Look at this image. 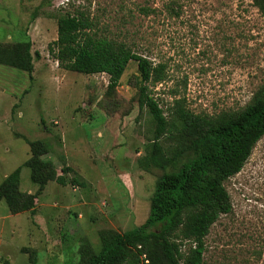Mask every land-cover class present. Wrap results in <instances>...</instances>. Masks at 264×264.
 Listing matches in <instances>:
<instances>
[{
  "label": "rangeland",
  "instance_id": "374dc122",
  "mask_svg": "<svg viewBox=\"0 0 264 264\" xmlns=\"http://www.w3.org/2000/svg\"><path fill=\"white\" fill-rule=\"evenodd\" d=\"M80 14L165 65V81L148 87L169 123L159 144L176 167L195 157L182 110L217 120L264 87L256 0H0V58L16 60L28 43L33 58L32 72L0 64V185L21 168L19 191L33 204L14 212L0 201V264H82L85 251L101 250L102 232L146 222L165 173L148 164L156 125L140 108L137 63L110 89L108 75L60 60L59 21ZM33 155L43 163L42 187L25 166ZM225 187L233 211L211 228L204 264H264V137ZM190 247L184 242L182 252Z\"/></svg>",
  "mask_w": 264,
  "mask_h": 264
},
{
  "label": "trees",
  "instance_id": "16d2710c",
  "mask_svg": "<svg viewBox=\"0 0 264 264\" xmlns=\"http://www.w3.org/2000/svg\"><path fill=\"white\" fill-rule=\"evenodd\" d=\"M256 1L264 10V0ZM55 43L61 51L60 60L69 61L68 68L85 75L106 74L110 77V89L119 85L130 62L137 63L140 108L147 109L156 125L148 164L165 170L155 185L146 222L124 233L102 232L101 250L85 251L82 264H204L211 228L233 211L225 183L242 171L264 137V87L244 110L224 114L217 120L182 110L178 118L183 127L196 133L190 145L195 157L176 167L159 144V139L169 131V123L148 87L150 83L165 81V65H156L126 43L100 34L97 22L84 14L62 18ZM17 50L16 60L1 56L0 64L32 72L30 44ZM25 166L31 169L32 182L42 187L46 181L41 173L43 163L33 155ZM20 175L18 168L0 185V201L5 200L14 212L33 206L22 199ZM55 180L65 183L62 177ZM184 242L191 243L186 255L182 252Z\"/></svg>",
  "mask_w": 264,
  "mask_h": 264
},
{
  "label": "built area",
  "instance_id": "2783aa9c",
  "mask_svg": "<svg viewBox=\"0 0 264 264\" xmlns=\"http://www.w3.org/2000/svg\"><path fill=\"white\" fill-rule=\"evenodd\" d=\"M68 1V0H67ZM62 4H64V3H62Z\"/></svg>",
  "mask_w": 264,
  "mask_h": 264
}]
</instances>
